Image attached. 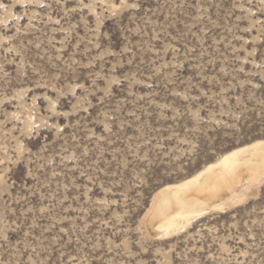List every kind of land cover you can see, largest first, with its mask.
<instances>
[{"label":"rangeland","instance_id":"374dc122","mask_svg":"<svg viewBox=\"0 0 264 264\" xmlns=\"http://www.w3.org/2000/svg\"><path fill=\"white\" fill-rule=\"evenodd\" d=\"M256 139L264 0H0V264H264V182L171 237L144 223Z\"/></svg>","mask_w":264,"mask_h":264},{"label":"bare ground","instance_id":"6f19581e","mask_svg":"<svg viewBox=\"0 0 264 264\" xmlns=\"http://www.w3.org/2000/svg\"><path fill=\"white\" fill-rule=\"evenodd\" d=\"M263 182L264 139H256L225 152L192 175L158 188L144 216L146 229L156 238L171 237L210 212L229 209L252 197Z\"/></svg>","mask_w":264,"mask_h":264}]
</instances>
